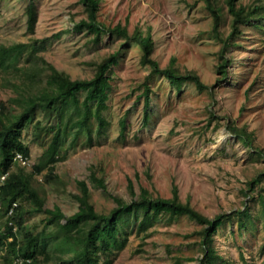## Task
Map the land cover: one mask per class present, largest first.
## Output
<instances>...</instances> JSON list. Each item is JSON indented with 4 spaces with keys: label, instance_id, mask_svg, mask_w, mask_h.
Instances as JSON below:
<instances>
[{
    "label": "rangeland",
    "instance_id": "374dc122",
    "mask_svg": "<svg viewBox=\"0 0 264 264\" xmlns=\"http://www.w3.org/2000/svg\"><path fill=\"white\" fill-rule=\"evenodd\" d=\"M29 3L37 14L33 33L26 25ZM240 3L251 6L264 4V0ZM87 18L80 0H0V44L45 37L36 57L73 78L91 77L95 62L116 53L102 109L106 126L99 135L95 131L91 140L84 135L77 138L66 157L55 163L56 180L44 182L45 170L35 176L47 206L58 205L65 214L74 212L78 206L74 195L79 193L76 181L81 179L88 185L95 210L105 213L115 205L107 193L130 201L129 179L136 192L143 186L161 196H170L175 185L181 201L208 217L229 214L212 236L213 248L222 257L216 264H264V217L257 197V193L264 195V20L252 19L243 25L242 34L235 37L236 46L214 36L203 0H101L98 21L111 27L125 25L128 33L149 23L154 40L151 57L160 66L175 57L181 71H195L209 86L200 90L190 80L178 88L161 74H149L135 40L110 31L96 39L94 31L74 27ZM220 29L228 31L225 24ZM223 62L224 76L218 71ZM22 75L0 73V86L7 76L18 82ZM143 84L149 87L146 123ZM13 94L9 87H0L1 98ZM36 119L44 125L52 122L36 113L24 128L21 140L29 147L26 171L45 144L33 132ZM91 124L96 130L93 117ZM231 124L252 131V142L244 143L229 130ZM90 166L96 176L104 178L107 193L93 184ZM255 176H261V181L250 191L247 183ZM23 203V222L31 232L54 228L46 224L45 214ZM245 206L247 211L238 215V209ZM125 221L127 242L114 250L110 264L199 263L203 226L194 219L161 212L147 230L138 233L133 215ZM4 222L0 217V235L8 242L10 238L1 232ZM18 238L23 240L24 234L18 232ZM0 264H9L3 253Z\"/></svg>",
    "mask_w": 264,
    "mask_h": 264
},
{
    "label": "trees",
    "instance_id": "16d2710c",
    "mask_svg": "<svg viewBox=\"0 0 264 264\" xmlns=\"http://www.w3.org/2000/svg\"><path fill=\"white\" fill-rule=\"evenodd\" d=\"M80 1L86 8L88 18L76 22V29L85 27L92 30L96 39L103 31L133 39L141 48L140 60L150 67L149 74H161L178 88L184 80L193 81L200 90L209 88L195 71H181L175 64V57H171L166 66H160L157 60L151 57L154 40L149 23L146 22L143 27L135 26L133 32L128 33L125 25L117 23L111 27L98 21L97 12L101 0ZM203 1L212 18L214 36L232 45L238 46L239 41L235 37L242 34L243 25L252 19L264 20V4L245 6L240 0ZM26 13L27 29L33 33L37 14L31 3L27 5ZM221 24L226 25L227 33L220 29ZM44 40L45 37H32L26 42L0 44V73H23L20 81H12L10 76H7L1 85L9 87L14 94L6 99L0 96V174H5L0 191V217L5 218L1 232L10 238L5 242L0 235V255L3 253V258L7 259L9 264H15L13 260L16 257L23 259L22 264H110V256L114 250L122 248L127 242L126 218L134 216L138 233L147 230L158 213L165 212L170 215L185 214L203 226L200 239L202 257L198 264H216L222 257L213 248L212 236L229 214L219 213L208 217L189 202L181 201L175 185L172 186L170 196H161L154 195L143 186L136 192L129 179L127 189L131 199L125 201L118 195L107 193L104 178L96 176L90 166L89 177L93 184L102 188L115 202L108 212L95 210L89 200L88 185L82 179L76 181L79 193L74 195L78 203L74 212L65 214L58 205L47 206L35 182V176L45 170L42 174L44 182L56 180L54 165L66 157L68 150L75 146L77 138L84 135L86 140H91L95 131L99 135L106 126L102 109L108 98L107 89L110 83L107 77L112 73L111 66L116 63V53L95 62L91 77L73 78L69 72L57 68L43 57H36L41 47L39 42ZM25 55L27 58L22 60ZM225 62L218 67L222 76L225 75ZM142 95L143 122L146 123L149 118L147 84L142 90ZM36 113L51 118L52 122L44 125L41 119L34 121L33 132L45 144L37 161L26 171L25 165L16 164L13 155L19 151L29 158V147L24 145L21 135ZM92 117L96 119V130L91 124ZM45 122L48 123V120ZM121 124L123 128V118ZM228 128L244 143L252 142L253 132L245 129L243 125L231 124ZM260 181L261 176L249 180V190H255ZM257 197L262 205L264 217V195L257 193ZM12 201H16L17 206L15 212L7 216V209ZM23 201L30 204V210L45 214L46 224H53L54 228L50 231L31 232L23 222V214L26 212ZM246 211L245 206L241 210L238 209L237 214L241 216ZM62 219L64 221H61ZM9 221L16 226V230L12 229L13 225L9 224ZM239 223L243 224L241 219ZM18 232L24 234L23 240L18 238Z\"/></svg>",
    "mask_w": 264,
    "mask_h": 264
},
{
    "label": "built area",
    "instance_id": "2783aa9c",
    "mask_svg": "<svg viewBox=\"0 0 264 264\" xmlns=\"http://www.w3.org/2000/svg\"><path fill=\"white\" fill-rule=\"evenodd\" d=\"M13 159H14V161H16V162H18V163H20L21 165H27V164H29V158L28 157H26V156H24L23 154H22V152H19V151H16L15 153H14V155H13ZM4 179H5V174H3V173H1L0 174V191H1V185L3 184V182H4ZM0 206H1V201H0ZM17 206V202L16 201H12L11 202V205L8 207V209H7V213H6V215L7 216H11L12 214H13V212H14V209H15V207ZM9 224H12V222L11 221H9ZM13 225V230H16V226L14 225V224H12ZM22 258L21 257H16L14 260H13V262L15 263V264H22Z\"/></svg>",
    "mask_w": 264,
    "mask_h": 264
},
{
    "label": "bare ground",
    "instance_id": "6f19581e",
    "mask_svg": "<svg viewBox=\"0 0 264 264\" xmlns=\"http://www.w3.org/2000/svg\"><path fill=\"white\" fill-rule=\"evenodd\" d=\"M15 212V211H14ZM26 235V234H25Z\"/></svg>",
    "mask_w": 264,
    "mask_h": 264
}]
</instances>
